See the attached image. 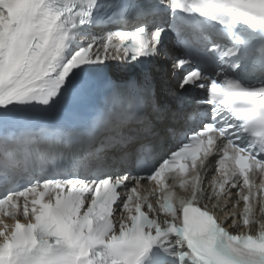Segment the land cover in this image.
Returning a JSON list of instances; mask_svg holds the SVG:
<instances>
[{
    "label": "snow or ice",
    "instance_id": "obj_1",
    "mask_svg": "<svg viewBox=\"0 0 264 264\" xmlns=\"http://www.w3.org/2000/svg\"><path fill=\"white\" fill-rule=\"evenodd\" d=\"M167 2L174 11L220 25L264 28V0ZM96 4L97 0H0V108L31 100L48 105L57 95L72 94L77 77L92 70L82 65L155 54L160 31L148 34L141 26L109 34L108 42L100 40L95 51L94 39L65 58L73 29L88 23ZM113 36L122 38L118 45L111 44ZM237 52L229 48L221 58ZM186 63L178 60L173 68ZM251 68L264 76V64L253 63ZM199 79L194 71L180 88ZM127 89L125 97L110 98L114 110L96 117L87 134L47 125L0 128V191H6L0 196V264H144L154 246L173 236L186 244L187 251L177 253L181 260L264 264V222L257 228L255 220L257 211L264 214V85L249 89L231 79L212 81L208 98L216 104L213 119L222 112L228 115L220 126L207 124L190 136L151 175L109 174L108 165L85 168L79 175L75 169L32 175L22 189H3L12 174L21 169L26 175L34 173L45 161L64 164L96 155L125 169L147 168L150 162L143 158L146 144L140 135L156 134L144 126L149 113L163 122L167 112L156 102L150 77ZM193 122L189 117L186 124ZM241 135L251 138L247 147L236 143ZM213 156L218 158L211 162ZM173 166L187 177L180 184L187 195L177 200L175 184L169 185L164 177L175 171ZM213 168L216 175L205 187L204 177ZM142 181L155 182V200L141 191ZM241 202L243 211L236 213ZM230 228L239 234H229Z\"/></svg>",
    "mask_w": 264,
    "mask_h": 264
},
{
    "label": "bare ground",
    "instance_id": "obj_2",
    "mask_svg": "<svg viewBox=\"0 0 264 264\" xmlns=\"http://www.w3.org/2000/svg\"><path fill=\"white\" fill-rule=\"evenodd\" d=\"M224 219V218H223Z\"/></svg>",
    "mask_w": 264,
    "mask_h": 264
}]
</instances>
